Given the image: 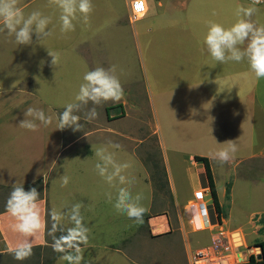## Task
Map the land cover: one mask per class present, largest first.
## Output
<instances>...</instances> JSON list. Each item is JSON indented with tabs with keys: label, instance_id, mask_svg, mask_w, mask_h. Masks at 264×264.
I'll use <instances>...</instances> for the list:
<instances>
[{
	"label": "crops",
	"instance_id": "0c3cea01",
	"mask_svg": "<svg viewBox=\"0 0 264 264\" xmlns=\"http://www.w3.org/2000/svg\"><path fill=\"white\" fill-rule=\"evenodd\" d=\"M145 1L147 13L143 18L148 17L149 24L140 29V36L154 75V119L159 133L164 132L160 141H168L172 159L191 161L192 170L187 172L195 185L192 194L178 201L173 185L168 183V202L176 218L171 220L169 206L155 192L142 159L148 136L146 122L138 116L146 113V106L127 103L133 97L131 81L122 82L126 80L124 70L119 71L124 64L117 66L115 44L109 41V35L107 41L100 37L102 27L86 38L82 33L75 37L72 32L61 34L59 12L48 6V0H19L25 15L39 10L52 17V35L40 44L33 34L32 45L24 46L0 33V194H5L0 197V258L12 255L9 249L18 239L11 231L13 220L5 205L13 185L24 184L26 190L36 187L40 192L41 216L49 227L52 209L63 210L77 201L85 205L81 211L90 230L89 244L84 248L86 264H189L190 232L185 229L182 212L196 192L209 188L205 168L195 157L208 160L220 208L218 215L234 233L237 247L241 243L247 246V237L253 235L256 244L264 241H256L258 233H264V79L255 78L247 61L218 64L203 43L208 23L227 27L230 16L236 22L238 17L228 10L236 12L243 3ZM263 15L264 11L258 12L252 20L263 25ZM112 21L111 25L119 23ZM120 46L124 48L125 42ZM48 51L59 53L57 67L51 65ZM117 54L128 56L125 49H119ZM165 64L168 68L163 69ZM112 65L117 66L124 89L122 99L98 108L99 117L90 123L83 118L86 109L81 111L82 131L56 129L57 117L63 105L72 101L84 72ZM29 107L43 109L53 116V123L40 126L36 132L20 128ZM132 113L137 114L133 117ZM228 140L236 143L238 151L228 163L220 165L211 153L227 147L224 142ZM108 141L121 145L114 150L117 160L132 165L127 175L135 178L130 191L143 197L141 204L146 212L142 224L114 210L105 196L108 186L94 171V148ZM64 174L70 177V183L62 188L59 177ZM252 192L256 195L249 194ZM214 209L209 208L212 220ZM259 215L261 219L254 224L252 220ZM234 218L245 221L235 225L231 221ZM94 233L100 235L92 240ZM32 243L33 251L55 253L47 229ZM59 257L58 253L51 264H66Z\"/></svg>",
	"mask_w": 264,
	"mask_h": 264
},
{
	"label": "clouds",
	"instance_id": "9594fccd",
	"mask_svg": "<svg viewBox=\"0 0 264 264\" xmlns=\"http://www.w3.org/2000/svg\"><path fill=\"white\" fill-rule=\"evenodd\" d=\"M262 2L264 0H250L248 7L238 6V19L230 27L210 21L203 38L207 52L214 61L218 64L247 61L249 70L257 80L264 79V25L258 26L252 17L258 11L256 6ZM48 6L59 12L61 34L75 31L77 23L89 24L94 10L92 0H48ZM51 23L52 17L39 10L25 15L19 7V0H0V33L14 37L17 45H32L33 34L41 44L52 35L49 28ZM48 55L52 58L51 65L57 67L59 53L48 51ZM123 95L124 89L117 75L116 65L86 70L72 101L63 105L64 110L57 117L56 129L82 131L84 125L79 115L81 111L86 109L83 118L90 123L99 117L98 108L109 102L118 103ZM90 104L92 106L89 108ZM52 123L53 116L47 115L43 109L29 107L18 126L26 131L36 132L40 126L48 127ZM224 143L227 147L211 153L212 159L220 165L228 163L238 151L233 140ZM120 148L121 145L112 141L95 147L94 171L108 186L109 191L105 196L114 210L139 225L143 223L146 209L141 204L142 194L134 195L130 191L135 178L127 175V170L132 165L127 161L117 160L114 150ZM59 179L62 188L70 183V177L66 174ZM39 198L40 192L36 187L26 190L24 184H14L7 199L6 212L13 220L11 231L18 236L14 247L9 249L14 259L24 261L30 258L33 255V239L47 229V235L52 239L51 247L60 254L61 261L66 264H86L84 248L89 244L90 230L81 211L85 205L77 201L66 205L63 210L52 209L48 214L49 227L41 216Z\"/></svg>",
	"mask_w": 264,
	"mask_h": 264
},
{
	"label": "rangeland",
	"instance_id": "374dc122",
	"mask_svg": "<svg viewBox=\"0 0 264 264\" xmlns=\"http://www.w3.org/2000/svg\"><path fill=\"white\" fill-rule=\"evenodd\" d=\"M130 1L132 0H92L94 10L91 14L89 24L84 25L82 23H77L76 30L72 32V35L75 37L76 33H82V36L86 38L87 36H91L97 27H102V30L99 34L100 37L107 41L109 35V41L115 44V48L117 50L115 57L116 64L117 66L119 63L122 65L124 64L122 69L119 71L121 72L124 70L126 80H122V82L129 84L131 81V85H129V87H131V94L133 93V97L131 96L127 103L135 105L141 104L142 106H146V113L138 116L141 117L142 122H146V131L148 136V143L146 144V150L143 153L142 159L147 164L149 176L155 192L157 195L163 196L165 204L169 206V209L167 210L170 213L171 220H176V218L173 217V211L171 210V206L168 202L170 199L168 194L169 186L167 188V185L168 183H170V186L171 184L173 185L178 201H180L183 197L191 195L195 185L194 181L190 180V172H187V170H192V165L191 161L182 162L179 160H173L168 141L164 139L166 144H163L160 141V136L162 137L164 132L161 131L159 133L157 122L154 119V75H152L150 72L149 64L146 58V52L144 51L143 47V40L140 36V29L142 28L143 30V26L149 24V18H142L134 25H131L128 22V3ZM240 1L243 3L244 7H248L250 5L249 0ZM256 7L258 9L256 13H262V11H264V2L261 3V5H257ZM228 13L236 15V12L232 11L231 9L228 10ZM112 20H115L119 23L111 25V22H113ZM233 23L235 22H233L232 16H230L225 25L230 27ZM135 33L137 37L135 36ZM94 40L97 39L95 38ZM120 42L122 44L125 42L124 48L120 46ZM119 49H125V52H128V56H118L117 53ZM162 52L163 51H161V54ZM164 68H168V65L165 64L163 66V69ZM145 85H147L148 91ZM136 114L137 113H132L133 117H135ZM131 128L133 129L135 126L132 125ZM164 174H166L165 178ZM249 194L256 195L254 192ZM1 196H5V194L2 193L0 194V197ZM205 203L210 205V201L207 199L205 200ZM182 213V220H184L185 229L191 232V226L188 222L189 216L184 211ZM210 216V218L213 219L211 212ZM260 219L261 215L257 216L255 220H252V222L256 224ZM231 221L237 225L239 222H244L245 220H238V218H234V220ZM258 234L260 235V238H257V242L261 239H264V233ZM99 235L100 234L98 233H94L91 235V239L93 240ZM254 238V235L247 237V246L249 249L254 246L257 247L256 242H254ZM189 241L190 249H195L197 247L207 245L209 243V236L207 233H190ZM114 247L116 248L117 246L115 245ZM237 251L245 252L244 256H246L249 252H246L243 248H240ZM57 254V252L51 254L50 251L38 249L34 250L33 255L24 261H18L14 259L13 255H5L4 257L0 258V264H51L52 260Z\"/></svg>",
	"mask_w": 264,
	"mask_h": 264
},
{
	"label": "built area",
	"instance_id": "2783aa9c",
	"mask_svg": "<svg viewBox=\"0 0 264 264\" xmlns=\"http://www.w3.org/2000/svg\"><path fill=\"white\" fill-rule=\"evenodd\" d=\"M250 1V0H249ZM263 3V2H262ZM142 5V7H141ZM129 22L134 24L142 19L147 13L145 0H132L129 4ZM210 189H202L194 194L193 200L186 203L185 213L189 216L190 233H209V243L190 250L189 264H248L253 256L256 263L260 260L257 257L261 254L259 247L248 248L242 243L235 247L233 244V232L225 227L224 220H221L214 209V220L210 218L209 208L205 200L210 201ZM196 218L198 220H196ZM243 248L248 254L244 256Z\"/></svg>",
	"mask_w": 264,
	"mask_h": 264
},
{
	"label": "trees",
	"instance_id": "16d2710c",
	"mask_svg": "<svg viewBox=\"0 0 264 264\" xmlns=\"http://www.w3.org/2000/svg\"><path fill=\"white\" fill-rule=\"evenodd\" d=\"M194 159H195L196 162L202 163L204 168H205L206 176H207L208 183H209V188H210V191H211L213 205L215 207V210L218 213L220 211V208H219V205H218L215 193H214V184L212 183L211 170H210V167H209L208 160L205 159V158H200V157H195ZM165 177H166V174H164V178ZM257 246L260 248V251H261V254H260L261 255V260L256 263L254 257L251 256L248 264H264V241L257 243Z\"/></svg>",
	"mask_w": 264,
	"mask_h": 264
},
{
	"label": "bare ground",
	"instance_id": "6f19581e",
	"mask_svg": "<svg viewBox=\"0 0 264 264\" xmlns=\"http://www.w3.org/2000/svg\"><path fill=\"white\" fill-rule=\"evenodd\" d=\"M233 244H234V246H235V247H237V246H236V242H235L234 238H233Z\"/></svg>",
	"mask_w": 264,
	"mask_h": 264
},
{
	"label": "water",
	"instance_id": "95a60500",
	"mask_svg": "<svg viewBox=\"0 0 264 264\" xmlns=\"http://www.w3.org/2000/svg\"><path fill=\"white\" fill-rule=\"evenodd\" d=\"M257 259L260 260V259H261V255H259V256L257 257Z\"/></svg>",
	"mask_w": 264,
	"mask_h": 264
},
{
	"label": "snow or ice",
	"instance_id": "6c2138e0",
	"mask_svg": "<svg viewBox=\"0 0 264 264\" xmlns=\"http://www.w3.org/2000/svg\"><path fill=\"white\" fill-rule=\"evenodd\" d=\"M141 7H142V5H141Z\"/></svg>",
	"mask_w": 264,
	"mask_h": 264
}]
</instances>
